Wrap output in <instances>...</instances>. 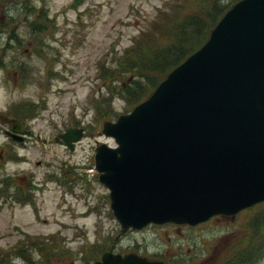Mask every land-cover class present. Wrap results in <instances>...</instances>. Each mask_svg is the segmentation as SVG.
Wrapping results in <instances>:
<instances>
[{"label":"rangeland","instance_id":"374dc122","mask_svg":"<svg viewBox=\"0 0 264 264\" xmlns=\"http://www.w3.org/2000/svg\"><path fill=\"white\" fill-rule=\"evenodd\" d=\"M215 1L229 8L239 0ZM78 2L0 0V56L2 39L12 37L15 46L4 55L5 66L27 62L32 74L26 82L21 69L16 85L9 75L7 87L0 89V110L22 109L21 119L30 132L25 145H15L19 160L0 161V181L9 179L16 192H31L33 198V204L24 205L0 198V251L20 245L29 252L25 258L11 254L6 264H93L111 247L115 254L135 253L167 264H227L233 253L241 254L249 220L263 207L194 227L150 225L120 234L108 191L93 171L94 148L113 144L100 135L101 124L129 113L123 102L114 100L109 108L116 116L97 118V112L106 111L104 105L95 111L94 104L106 91L98 75L100 65L111 69L117 55L162 22L163 11L174 8L167 6L178 3L183 16L204 20L211 0ZM36 27L41 28L38 33ZM152 39L159 41L160 36ZM31 104L36 111L32 115ZM70 127L84 129L72 152L54 142ZM31 243L37 244L33 251ZM254 264H264V256Z\"/></svg>","mask_w":264,"mask_h":264},{"label":"water","instance_id":"95a60500","mask_svg":"<svg viewBox=\"0 0 264 264\" xmlns=\"http://www.w3.org/2000/svg\"><path fill=\"white\" fill-rule=\"evenodd\" d=\"M100 135L114 147H95L94 168L121 233L195 226L264 202V0L232 5L198 50ZM82 136L68 128L55 142L73 151ZM93 264L164 263L110 250Z\"/></svg>","mask_w":264,"mask_h":264},{"label":"trees","instance_id":"16d2710c","mask_svg":"<svg viewBox=\"0 0 264 264\" xmlns=\"http://www.w3.org/2000/svg\"><path fill=\"white\" fill-rule=\"evenodd\" d=\"M211 2L212 8L206 11L204 20L197 16H183L178 3L169 6L165 4L168 8H174H170L169 12L168 9L162 12L164 16L162 22H157L135 38L136 40L133 41L130 48L122 55H117L111 69L100 65L98 75L103 80L106 91L99 95V99L94 104L95 111L103 105L106 111L101 112L98 109V119L106 120L113 115L116 116V113L109 108L114 100L123 102L124 109L130 111L147 98L173 68L206 41L211 29L228 9L225 5L216 3L215 0H211ZM40 29L36 27L33 31L38 33ZM156 34L160 36L159 41L152 39ZM23 74L24 81H30L29 74ZM31 107L32 115L36 111H33V104ZM20 112L22 113V109ZM0 182V197H6L23 205L33 204L31 192H16L11 187L9 179ZM11 189H13L12 193ZM259 206L263 209L249 220L241 241V254L233 253L227 264H254L264 256V202L254 207ZM19 246L0 251V264H6L11 254L25 258L29 252ZM34 247H37V244L31 243L32 251ZM104 250H99L92 259L95 260Z\"/></svg>","mask_w":264,"mask_h":264},{"label":"flooded vegetation","instance_id":"af4514ba","mask_svg":"<svg viewBox=\"0 0 264 264\" xmlns=\"http://www.w3.org/2000/svg\"><path fill=\"white\" fill-rule=\"evenodd\" d=\"M2 27L3 25L1 26V28ZM11 38L12 37H9V38L7 37V39H2L1 41V46L3 50L1 51V56H0V82L2 83L0 84V89H2L3 87H7L9 75L12 76L14 85H16V83L18 82V73L21 69L24 71V73L29 74L28 76L30 77V80H31V64L27 62L25 64H22L23 62L22 63L17 62L16 65H13V67L10 66V63L8 64L9 67L5 66V63H4L5 56L4 55L7 54V52L9 51V48H12L15 46V44L12 43L13 39ZM7 70H9L10 72ZM1 118H4L5 121H2ZM12 121L20 122L21 132L14 133L11 130ZM1 127H4V129ZM0 133H2L5 136V137L1 136L2 141L0 142V161L1 162L5 159H8L10 155L14 154L16 144L17 145L20 144L23 146L26 144V142L30 138V132L27 130L26 122L21 119V112L15 107H12L9 110H5V111L0 110ZM11 135L17 136L21 138L22 140L16 139ZM165 264L167 263L165 262Z\"/></svg>","mask_w":264,"mask_h":264}]
</instances>
